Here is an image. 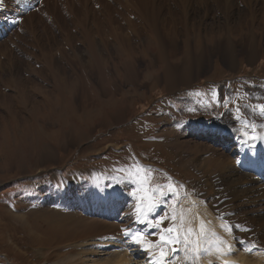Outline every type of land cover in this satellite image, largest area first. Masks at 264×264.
I'll return each mask as SVG.
<instances>
[{"label":"rangeland","instance_id":"rangeland-1","mask_svg":"<svg viewBox=\"0 0 264 264\" xmlns=\"http://www.w3.org/2000/svg\"><path fill=\"white\" fill-rule=\"evenodd\" d=\"M97 1L46 0L0 45V264H94L78 241L131 229L128 198L113 219L78 213L79 202L95 201L99 182L62 186L89 167L109 190L111 180L143 181L161 188L159 200L169 187L187 191L185 182L215 203L232 198L219 170L206 177L210 187L195 178L208 169L204 158L216 156L231 160L234 175L235 144L221 147L184 124L214 117L215 82L246 74L264 86V0ZM187 90L197 91L195 101L181 99ZM259 208L247 216L264 215Z\"/></svg>","mask_w":264,"mask_h":264},{"label":"bare ground","instance_id":"bare-ground-1","mask_svg":"<svg viewBox=\"0 0 264 264\" xmlns=\"http://www.w3.org/2000/svg\"><path fill=\"white\" fill-rule=\"evenodd\" d=\"M85 2L87 3V0H85ZM99 2L101 3V1L99 0L96 3ZM8 3L12 4L11 1H9ZM137 5L138 4L136 0H128L126 3V6H131L134 8L137 7ZM32 15L33 13L32 14L30 13L27 14V16L25 17L31 19ZM0 45L1 47H4L5 43H2V41H0ZM161 52L162 54H164L163 49L161 50ZM200 135L209 136L210 132L203 130L202 132H200ZM256 159H257V151L250 152V155H247L244 158V160H247V165L245 164V167L246 168L256 167L257 173L264 176L263 174L264 166H261L259 162L256 161ZM204 160L205 163L207 164L208 169L207 171H205L204 169H203L204 171L202 169H197V171L200 172V175L198 176V178L197 177L195 178L196 182L202 184V186L205 185L207 187H210L211 185L208 183L206 177L209 176L212 169H217L220 171L221 174L219 176L221 180L218 181L224 183V190H227L226 192L231 193L229 195H231L232 198L222 202L219 206H217L214 204V202H206L204 198L198 195H194L192 193L185 194L180 204L177 207V215H176L177 223L175 225V228L181 230V236H183L184 232L187 229L191 228L192 235L190 236V240L198 241L201 250L204 247L211 246L215 242V237L213 236V233H215L221 239L227 241L229 245H233L235 248L232 234L225 231V228L228 225L218 219V214L221 211H225V210L235 211L238 208V211L240 213L238 214L239 216L236 217H240V218L244 217L245 219H247V221L252 222L251 225H254L253 223L259 220L258 222H256L258 223V226L255 227L252 233L241 232V235L247 236L249 234L251 235L254 234L253 239H255L254 241L258 243L255 244L264 248V215L257 217L247 216V213H250L251 211L253 212L254 210H260L259 205L264 204V202L262 201V199H264V188H263L264 182L259 179L253 178V175L251 173L241 172L237 168L235 170L234 175L227 174L228 169L231 167L230 165L231 160L226 158V156L204 158ZM192 162H194V160L189 161V163ZM236 184L238 185L239 188L234 187V185ZM110 192L113 194L114 188H112ZM217 193L218 194L221 193L222 196L225 195L222 191H217ZM222 198L220 197L219 200H221ZM112 199L113 198H110V202L113 201ZM219 200L217 198L216 202H218ZM234 203H237L236 205L241 204V208L234 205ZM131 209L135 210L136 207H133ZM95 213L96 215H107L109 213L110 215L113 214L116 215V212L111 213L110 209H105V210L102 209V212L96 210ZM181 215H183L182 223L179 219ZM68 224H73L74 226H76L81 230L84 229L85 231H92V229L89 226L90 224H88V221L84 222L83 224H76L73 223L69 217ZM97 228L99 227L97 226L93 231H95ZM202 231L203 234H201ZM233 237H235V235ZM152 242H153L152 245L149 243H143L142 245H137L129 237L128 240H125L124 237L122 238V236L120 238H111L105 233H101L98 234V237L95 241H91L90 239H84L82 241H78L77 245L79 248L83 250L82 255L85 257V259L89 258V261H93L94 264H152L147 255V250L145 249L146 246L151 245L152 250L155 254H159L161 248L160 241H157L155 238H153ZM117 248L123 250L115 251V249ZM173 248L176 249L175 254L171 251ZM165 251L168 253V258L172 264H223L225 262L224 257L226 256V255H221L213 248L210 254L207 255L200 254L198 258L194 259L190 251L187 253L185 252L183 243L180 244L179 248H177L174 244H169L165 248ZM235 253L237 254L241 263L243 264H264V253L262 254L263 256L261 257L260 256L261 252L246 254L245 252L240 251L236 248H235Z\"/></svg>","mask_w":264,"mask_h":264},{"label":"snow or ice","instance_id":"snow-or-ice-1","mask_svg":"<svg viewBox=\"0 0 264 264\" xmlns=\"http://www.w3.org/2000/svg\"><path fill=\"white\" fill-rule=\"evenodd\" d=\"M21 0H16V3H20ZM5 4V0H0V8H3ZM256 109H258L259 114L261 116H264V104H260L256 106ZM254 109V111H256ZM256 126L253 123L252 128L254 129ZM246 136L248 135L247 131L244 133ZM256 136H253L252 139H256ZM137 187L139 190L142 192V195L137 197V205H136V218L137 221L140 223H147L148 226H153L152 219H150L151 214L155 211L157 207H159L161 204L165 203L163 199L156 200L155 197L158 194H161V188L159 186L157 187H152L150 184L149 185H144L143 181H139ZM169 192L173 195V197L176 196L175 192H172L171 187H169ZM134 197H136V192L133 191L131 193ZM164 219V217H161L159 220L156 221L155 226L159 227L160 222ZM173 221L177 220L176 216L172 217ZM181 223L183 222V215L179 217ZM225 231L231 233L232 231V226L228 225L225 228ZM166 233L165 235L160 236V242H161V248H160V253H159V260L155 262V264H171V261L168 258V253L165 251V248L169 244H179L183 243L184 244V250L185 252H191L194 259L198 258L200 254H210L213 248L215 251L220 253L221 255H230L235 251V248L233 245H229L227 241L221 239L219 236H217L215 233H213V236L215 237V242L208 247H204L201 250L200 244L198 241L195 240H190V236L192 235V229L189 228L187 229L183 236H181V230L175 227H169L164 230ZM175 233V234H174ZM203 234V231L202 233ZM125 237H129L134 243L137 245H142L144 241V233L136 231L132 232L129 230L124 231ZM233 239H235L233 237ZM149 244H152L153 242L149 241ZM243 249L244 251L247 252H252L253 250L256 249V244L254 242H248V243H243ZM123 249L117 248L115 251H122ZM174 254L176 253V249L173 248L171 250ZM260 251H264V249H260ZM227 264V262H225Z\"/></svg>","mask_w":264,"mask_h":264}]
</instances>
